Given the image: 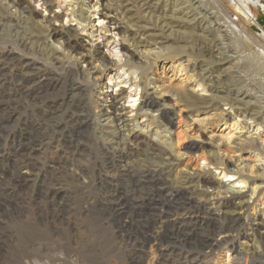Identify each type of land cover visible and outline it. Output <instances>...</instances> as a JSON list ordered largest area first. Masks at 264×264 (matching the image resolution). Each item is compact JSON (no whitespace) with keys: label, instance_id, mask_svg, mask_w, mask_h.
I'll return each instance as SVG.
<instances>
[{"label":"rangeland","instance_id":"obj_1","mask_svg":"<svg viewBox=\"0 0 264 264\" xmlns=\"http://www.w3.org/2000/svg\"><path fill=\"white\" fill-rule=\"evenodd\" d=\"M25 1L36 12L35 20L20 16L26 31L0 26V58L11 50L17 53L15 63L0 59V185L12 192L0 207V264H160L162 259L164 264H264V246L248 237L253 218L264 216V116L256 119L248 107L228 100L245 99L250 91L258 101H246L264 107V49L255 40L264 33V0L247 1L256 22L250 30L242 28L238 15L225 13L233 6L240 12L241 0H54L52 15L61 16L55 27L78 29L85 54L99 47L103 62L92 55L86 61L74 58L59 36L44 45L47 25L41 20L51 14L41 0ZM106 6L111 8L109 19L101 14ZM8 12L20 14L8 0H0V13ZM127 48L134 50L132 59ZM226 56L232 61L223 63ZM56 57L61 64L76 63L86 75L62 71L60 65L53 68ZM128 60L134 66H126ZM27 62L54 75L55 97L24 104L14 74L19 63ZM230 69L240 74L226 75ZM239 80L244 83L234 86ZM228 88L231 95L221 92ZM108 96H121L120 107L137 135L169 150L177 162L175 180L197 174L219 187L218 200L211 205L202 200L201 209L218 211L228 203L250 201L236 233L216 235L208 246L202 239L213 227L212 218L182 231L178 223L162 226L180 212L165 217L155 213V227L140 224L148 217L150 201L129 199L118 171L108 167L133 165L131 143L117 145L111 123L101 117ZM149 97L166 107L163 119L145 106ZM24 156L31 168L15 179L9 170ZM53 175L61 178L59 214L39 200ZM12 179L22 184L14 189L6 181ZM190 192L181 191L179 197ZM128 238L138 241L132 247Z\"/></svg>","mask_w":264,"mask_h":264},{"label":"bare ground","instance_id":"obj_2","mask_svg":"<svg viewBox=\"0 0 264 264\" xmlns=\"http://www.w3.org/2000/svg\"><path fill=\"white\" fill-rule=\"evenodd\" d=\"M8 1H9V6L17 9L20 14H19V16H16V15H13L11 12H8L7 15L0 13V26L4 27V28L8 27V26H15V28L18 30L17 33L23 34V32H25L26 30H24L25 28H23V26L21 25L19 18H20V16L23 15L24 18L35 20V18H34V16L36 15L35 9H33L32 5L25 0H8ZM41 1L43 2L44 9L51 14L48 18H42V20H41L43 24L45 23L47 25V29H46L47 32H46V34H44L45 38H44V40L42 39L44 41V45L46 44L45 41L47 39H52V38L59 36V37H61V39H63L65 41L69 54H71V56H74V58L76 57V58H80V59L86 61L88 59H91L90 57L92 55V57L95 58L96 61L97 60L101 61V62L104 61L105 58L103 56V52L101 51V48H99V47L94 48L91 55L85 54V52L88 51V49L86 48L85 41L83 40L80 33L78 32V29L65 28V27H61V28L55 27V23L61 19V16L60 15H52L53 8L56 4L54 2V0H41ZM247 1H249V0H241V4H239L240 12H237L236 7H235L236 9H233L234 8V6H233V8L232 7H230V8L226 7L225 13L229 17H233L235 15H238L239 18L237 20L242 25V28L246 29V30H250L251 24L254 22V17H253L254 14L252 15V12L250 10V7H249ZM139 2H143V1H139ZM147 5L148 4L146 2L144 4V6L146 7ZM222 6L225 7V5H222ZM6 9H8V8H6ZM234 10H236V11H234ZM247 11L250 12V14L253 18H250L247 15V13H246ZM129 12L130 11H128L127 6H126L124 13L127 14ZM101 14H102L104 19L111 18L110 17L111 8H109L107 6L104 7V10L102 11ZM134 21H135V23H139V21L137 19H135ZM113 22H114L113 25H115L116 30L121 29L116 18L113 19ZM255 23H253V24H255ZM255 40L257 43L259 42V46L262 49H264V33H263V35L257 37ZM20 42L23 43L24 39L22 41H19L18 43H20ZM30 44H31V42H30ZM23 46H25V48H26L27 44H24ZM206 47H202L201 49H203V51H209V49H207ZM28 49H29V47H28ZM127 50H128V57L132 59L134 56V50H132L131 48H127ZM211 52H212V50H211ZM15 54H17L15 51H12V50L8 51L6 56L2 57L0 59L8 60L9 63L14 62L17 58V57L15 58ZM55 54H57V53H55ZM19 58H21V57H19ZM232 59H233L232 57L228 56L224 60H223V58H219V61L221 62L223 60L222 61L223 63H229L232 61ZM1 62H2V60H0V64H1ZM25 62H26V60H25ZM29 63H31V62H29ZM29 63L28 62L27 63H19V66L18 67L16 66L18 74L17 75L14 74L15 76L18 77V81H19L20 87H21L20 89L17 87L18 90L20 91V93H19L20 95H18V96H20V99L22 101H24V104L27 101L37 103L39 101L45 100L49 96L52 97L54 95V93H56L55 91L58 90L57 89L58 86L56 85L58 82L56 81L55 77H53L54 75L52 76L49 73L50 72L49 70H48L49 72L46 71L48 69L47 67H46L47 69L46 70L44 69L45 70L44 71L41 69L42 67L38 68L37 66L35 67V65H32ZM52 63L53 64H51V66L53 68H54V65H57V66L60 65L62 68V71H65L68 73H73V74H76L78 76L86 75V72L78 69L77 64L74 62H67L65 64H61L59 58L56 57L53 59ZM126 64H127L126 66H134L133 65L134 62H132L130 60H128L126 62ZM218 65H220V64H218ZM131 68H133V67H131ZM2 69H3V67H2ZM4 73L2 75H4ZM225 74L226 75L231 74V75L238 76L240 74V71L238 69H234V70L230 69V70L226 71ZM242 83H244V81L239 80L238 82L233 83V85L239 87V85H241ZM0 86H1V88H3L2 84H0ZM16 86H18V85H16ZM13 88H15V87H13ZM74 89H75V87H74ZM80 90L81 89H79V88L75 89L76 92H79V94L82 95ZM0 91H1V89H0ZM221 92L231 95V92H233V91L228 88V89H226L225 92L224 91H221ZM249 93H250V91H248L244 94L245 99L235 98V99H228V100L230 103L233 101V103H237L238 105H243V106L248 107L249 108L248 113L251 114L254 118L259 119L261 116H264V107L261 106L258 102L257 103H251V102H249V100L246 101L249 98L258 101L255 98V96H253L252 94H249ZM147 96H150V95H147ZM238 96H239V94H238ZM53 97H55V96H53ZM120 97L111 96L109 98V96H108L105 98L104 103H106V105H105V108L101 111V117L105 118L107 121H109L111 123V125L114 129L113 131H114L115 135H117L116 136V144L117 145L124 146L125 144L131 143L132 148H133V152H132L133 165L128 164V163L127 164L124 163L126 165L120 167V165L118 166L115 163H113V164L111 163V165H108V167L110 169L118 171L117 173H119L120 180L125 182V187H126L125 189H127V197L129 199H131L135 203H142L145 201H148V202L150 201L149 210H147L148 217H145L144 219H142L140 221V224L143 226H146V225H149V223L151 222L153 224V227H155L156 224H158L156 222L157 220L156 221L154 220L155 213H158V214L162 215L163 217H165V215H168L169 213L172 214L174 212H180L181 214L175 220L171 221L168 219V221L161 223L162 226L167 225V224H171V223H173V224L178 223L179 224L178 230L182 231V230H186L188 228H194V227L197 228L198 225L200 223H202L204 220H206L207 218H212L213 222H214L213 227L208 228L209 231L207 232V236L204 239H202V243H204L206 245L208 244V246H209L210 239L214 238L216 235L236 233L237 230L243 226V222H242L243 216L245 215L246 211L249 208L250 201L240 200L239 202H232V203L225 204L222 207L217 208V210L218 209L220 210V211L218 210L219 212L216 211V209L212 210L208 207L207 208L203 207V209H201L199 202H201L202 200L208 205H211L218 200V195H219L218 194L219 193L218 188L219 187L217 188V185L215 186L214 184H213V186H211V184H210L211 182H208L207 180L200 178V176L197 174H186V175H183V177L181 179L175 180V178L172 177L173 176L172 173L174 172L173 170H174L176 163H177L176 160L173 159L172 154L169 153V150L156 145V143L155 144L152 143L151 140L150 141L146 140L147 138H143L139 134L137 135L135 130L131 129L130 121L123 114L125 109H123V107H120V100L122 99V98L120 99ZM229 98H231V97H229ZM20 99H18V101H20ZM149 99H152V101L146 102L145 106L147 108L155 109V112H157L159 114L160 118H162V116H165V114H166L165 108L166 107H162L161 104H159V102H157V100L153 97H149ZM1 102H0V107H1V105H3V104H1ZM18 104H20V103L18 102ZM45 105L46 104H44L43 106H45ZM28 108H30V107H28ZM148 115L149 114H148V109H147L146 111L143 112V116L147 117ZM167 118L170 120L169 115ZM256 149L258 150V148H256ZM215 159H210V163L213 165L219 166V163ZM67 160H66V163L68 162ZM30 168H31V163L29 161V158L27 159L24 156L23 158H21L18 161L17 166L15 165V168L13 167V169L9 170V173L11 175H14L15 179H17V178L21 179L20 171L24 170V169H30ZM66 176L68 177V175H66ZM240 178L244 179V177H242L241 175H240ZM15 179L6 180L7 183L11 184L14 189H15V187H19V185L22 184V181H20V180L17 181ZM60 179L61 178L57 177V175H53V177L50 181V184L48 182V183H45L43 185L44 194L40 196L41 198H39V200L40 199L46 200V207L54 209V211L57 214H59L63 208L62 204L59 202L60 191L57 188V186H58L57 182L59 183ZM6 181H5V183H6ZM260 181H261V179H260ZM212 187L214 189V192L216 191L214 194L209 193V189H211ZM187 190L191 191L189 193L190 194L189 197H187V198L179 197V193L181 191H187ZM228 191L232 192L233 194H239V192L237 193L235 189L230 188V187L228 188ZM11 197H12L11 190L9 189V187L6 186V184L2 183L0 185V207L2 206V204L4 202V199L11 198ZM120 197H122L120 199L124 200L123 196H120ZM160 209L162 210L161 212H160ZM210 215H212V216H210ZM251 227H252L251 228L252 234L248 235V237L250 239H252L254 242L255 241L260 242L264 246V216L262 215L259 218H253V220L251 221ZM202 229L203 228H201V230ZM206 229H207V227H206ZM205 231H202V233ZM164 234H165V232H164ZM137 241H138L137 239L128 238V242H129L128 244L132 247L135 245V243ZM165 262H166L165 259L164 260L162 259L160 264H164Z\"/></svg>","mask_w":264,"mask_h":264},{"label":"water","instance_id":"obj_3","mask_svg":"<svg viewBox=\"0 0 264 264\" xmlns=\"http://www.w3.org/2000/svg\"><path fill=\"white\" fill-rule=\"evenodd\" d=\"M246 13H247V15H248V16H250V17H251V14H250V12H248V11H247Z\"/></svg>","mask_w":264,"mask_h":264}]
</instances>
